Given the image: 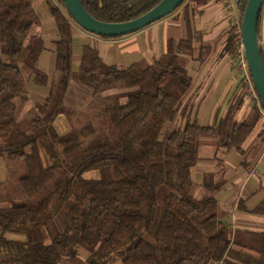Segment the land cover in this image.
Instances as JSON below:
<instances>
[{
  "label": "trees",
  "instance_id": "16d2710c",
  "mask_svg": "<svg viewBox=\"0 0 264 264\" xmlns=\"http://www.w3.org/2000/svg\"><path fill=\"white\" fill-rule=\"evenodd\" d=\"M80 1L97 20L115 23L142 15L160 0ZM247 1L234 0L239 28ZM57 2L64 12L50 7L58 34L55 79L39 112L22 122L12 101L24 89L25 70L35 83H46L47 74L35 67L42 41L30 35L37 17L29 0H0V153L22 162L25 174L18 181L24 195L29 200L42 195L0 207V227L25 233L28 241L8 264H107L116 255L122 264H264V253L232 243V227L222 221L216 199L224 180L213 182V172L206 173L202 183L208 194H189L203 138L213 141L216 151L235 149L245 163L241 145L263 113L250 97L248 116L236 117L248 97L243 80L224 115L205 125L192 117L189 100L183 102L194 83L187 68L194 53L191 37L169 39L152 63L125 68L107 64L86 44L73 71L70 22L76 23L63 0ZM260 20L261 12L258 40ZM237 26L230 25L222 48L233 59L241 45ZM261 57L264 63L263 52ZM72 77L89 90L86 104L101 97L95 115L63 105ZM93 104L85 108L92 110ZM60 113L71 125L63 132L54 125ZM106 121L114 141L99 135L107 129L94 126ZM92 170L98 174L83 175ZM253 211L264 215V200ZM260 235L264 239V230ZM79 248L88 252L86 259L79 258Z\"/></svg>",
  "mask_w": 264,
  "mask_h": 264
},
{
  "label": "crops",
  "instance_id": "0c3cea01",
  "mask_svg": "<svg viewBox=\"0 0 264 264\" xmlns=\"http://www.w3.org/2000/svg\"><path fill=\"white\" fill-rule=\"evenodd\" d=\"M37 20L31 27L30 35L40 37L42 48L36 60V69L47 74L45 84H37L33 73L24 71L25 86L20 95L12 101L17 120L28 122L40 110L50 85L55 79L54 49L58 38L56 25L50 13V7H58L57 0H29ZM72 28L71 65L75 71L81 60L84 45L97 50L107 64L125 68L134 62L152 63L166 51L167 41L185 39L193 40L194 53L188 61V73L194 83L184 98L189 100L192 117L199 123L212 125L222 117L229 104L237 96V80L232 74L233 58L222 53L231 24L237 26L238 15L234 0H185L171 14L129 34L113 38H104L89 33L70 22ZM260 39L264 40V0L261 10L259 29ZM239 71V70H238ZM89 90L77 83L72 77L64 94L63 105L80 113L86 105ZM250 108L244 104L237 112L238 119L247 117ZM28 120V121H27ZM264 123L263 118L261 119ZM68 119L64 114L55 117L54 125L67 128ZM254 136L247 137L242 143L243 156L234 150L212 152L209 145H202L204 151L198 156L196 180L189 189V194L202 198L208 194L203 185L206 173L213 172V182L224 180V185L217 191L216 199L222 211V221L232 227V243L253 253H264V239L260 233L264 230V215L253 209L264 200V124ZM239 155V160L234 161ZM10 161L6 152L0 153V207L16 200L6 195L8 172H11ZM28 247L25 233L7 230L0 227V264H8V258ZM81 260L86 259L88 252L79 248ZM111 263V262H110ZM109 262L107 264H110ZM64 264H69L66 262Z\"/></svg>",
  "mask_w": 264,
  "mask_h": 264
},
{
  "label": "water",
  "instance_id": "95a60500",
  "mask_svg": "<svg viewBox=\"0 0 264 264\" xmlns=\"http://www.w3.org/2000/svg\"><path fill=\"white\" fill-rule=\"evenodd\" d=\"M185 0H160L142 15L124 22H104L91 16L80 0H63L72 20L83 30L102 36H122L136 32L145 26L171 14ZM263 0H248L241 18L240 37L247 67L264 110V63L260 40L257 38V22Z\"/></svg>",
  "mask_w": 264,
  "mask_h": 264
},
{
  "label": "rangeland",
  "instance_id": "374dc122",
  "mask_svg": "<svg viewBox=\"0 0 264 264\" xmlns=\"http://www.w3.org/2000/svg\"><path fill=\"white\" fill-rule=\"evenodd\" d=\"M237 28H239L238 26H237ZM240 29V28H239ZM232 74H233V76L235 77V79L237 80V83H238V86H237V91H238V93L240 92L241 93V91H242V87H241V84H242V77H241V73H240V71H238V58L237 59H234L233 60V62H232ZM78 83V82H77ZM114 90H108V91H106L105 93H110V92H113ZM251 97V95H249L248 94V97H246L245 99V104L247 105L248 103V101L250 102V99L252 98H250ZM248 100V101H247ZM253 100V99H252ZM88 104H90V103H94L93 104V109L92 110H90L89 108H85V109H83L81 112H85L86 110L88 111V113H90L89 115H95L96 113H98L99 111H100V109H99V106H100V108H101V104L103 105V102H101V97H96V98H89L88 99ZM88 104H86V105H88ZM85 105V106H86ZM95 105V106H94ZM84 106V107H85ZM182 107H183V105H182ZM259 109V108H258ZM91 111V112H90ZM102 111V110H101ZM261 111V110H260ZM84 114V113H83ZM248 114H249V112H248ZM104 115H105V113H104ZM248 116V115H247ZM73 118V117H72ZM71 118V119H72ZM246 118V117H245ZM262 118H263V120H264V113H263V115H262ZM262 118H259L258 119V121H256V123H255V125L253 126V128L250 130V132H249V134H248V136L247 137H249V136H254L255 134H256V132L259 130H261V129H259V128H261L262 127V125L264 124H262ZM28 121V120H27ZM175 124H176V120H174V121H172L171 123H167V129L168 130H171L174 126H175ZM66 125H68L67 126V128H64V127H61L60 126V124H58L57 125V131H60V132H63V131H66L67 129H69V127L71 126L70 125V122L68 121L67 123H66ZM94 126L97 128V129H99L100 130V128L102 129H107V131L105 132V133H103V132H100V131H98L99 132V135L100 136H102V137H105V138H107V139H109V140H111V141H114L115 139H116V134H115V132L113 131V129L109 126V124H108V122L106 121L105 123L104 122H98V123H95L94 124ZM104 134H106V136H104ZM254 134V135H253ZM246 137V138H247ZM205 138H203L202 139V141H201V146L202 145H204V144H206V145H209V146H211V148H212V152H214V153H216V146H215V143L213 142V141H208V140H204ZM230 150H232V149H230ZM234 150V152H236L237 154H240V153H238L235 149H233ZM204 153V151H201L200 150V152H199V155L200 156H202V154ZM240 158H239V155H238V157L237 158H235V160L234 161H238ZM10 166H11V172H8V181H9V184H8V187L6 188V191H5V194L6 195H10V196H12V197H15V199H22V200H25V201H28V202H34V201H37V200H39L41 197H42V195L40 194L39 196H37L36 198H34L33 200H29L25 195H24V193H23V191H22V189L20 188V185H19V181H18V179H19V177H20V175H23V174H25V172H24V166H23V164H22V162L21 161H19V160H16V161H11V163H10ZM23 170V172H18V170ZM191 173V172H190ZM94 174H98L97 173V171H95V170H92V171H87V172H85L83 175L85 176V177H91L92 175H94ZM196 177H197V172H196V169H194L193 170V173H192V179H194V180H196ZM80 257H82L81 256V254L79 255ZM79 257V258H80ZM111 262V263H110ZM110 264H122V260H121V258H120V256H118V255H116L113 259H111L110 260Z\"/></svg>",
  "mask_w": 264,
  "mask_h": 264
},
{
  "label": "built area",
  "instance_id": "2783aa9c",
  "mask_svg": "<svg viewBox=\"0 0 264 264\" xmlns=\"http://www.w3.org/2000/svg\"><path fill=\"white\" fill-rule=\"evenodd\" d=\"M260 47L264 54V40L262 39L260 40ZM237 52H238V70L240 71L242 80L245 83L246 93L251 95L252 99L257 103L259 110H261V112L264 113V110L259 101L257 91L255 89V86L253 84V81L251 79V76H250V73L247 67V62L244 57L242 44L238 48ZM212 264H224V263L223 262H213Z\"/></svg>",
  "mask_w": 264,
  "mask_h": 264
},
{
  "label": "bare ground",
  "instance_id": "6f19581e",
  "mask_svg": "<svg viewBox=\"0 0 264 264\" xmlns=\"http://www.w3.org/2000/svg\"><path fill=\"white\" fill-rule=\"evenodd\" d=\"M259 40H261V39H259Z\"/></svg>",
  "mask_w": 264,
  "mask_h": 264
}]
</instances>
